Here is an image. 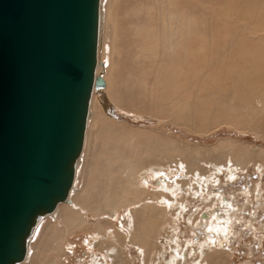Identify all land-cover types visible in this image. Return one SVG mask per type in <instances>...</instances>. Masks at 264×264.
Listing matches in <instances>:
<instances>
[{"label":"rangeland","instance_id":"rangeland-1","mask_svg":"<svg viewBox=\"0 0 264 264\" xmlns=\"http://www.w3.org/2000/svg\"><path fill=\"white\" fill-rule=\"evenodd\" d=\"M122 2L104 19L78 204L39 227L31 264H264V0ZM149 164L162 167L141 189ZM129 211L148 250L128 243Z\"/></svg>","mask_w":264,"mask_h":264},{"label":"water","instance_id":"water-1","mask_svg":"<svg viewBox=\"0 0 264 264\" xmlns=\"http://www.w3.org/2000/svg\"><path fill=\"white\" fill-rule=\"evenodd\" d=\"M100 0H0V264L66 202L93 91Z\"/></svg>","mask_w":264,"mask_h":264},{"label":"bare ground","instance_id":"bare-ground-1","mask_svg":"<svg viewBox=\"0 0 264 264\" xmlns=\"http://www.w3.org/2000/svg\"><path fill=\"white\" fill-rule=\"evenodd\" d=\"M122 5H123L122 0H100V13H99L100 14V26H99V37H98L99 38L98 39L99 44H98V53H97V65H96V69H95V74L96 75H98L99 72L103 73L104 70L106 69L104 62L100 61L101 60L100 56L101 55H105V54L110 52L109 45H107V46L104 45V37H105V35H104V33H105L104 32L105 31L104 19L106 18V27L109 28L110 27V21L112 19V15H111L112 10L115 7L119 9ZM149 5H150V1L145 2L143 5H138L136 7V12H137V10H139V12H137V14L139 15V13L141 11H143V13H144L146 8ZM116 16H118V15H116ZM173 18H174V16H173ZM102 24H104V28H102ZM98 76H101V75H98ZM101 78H102V76H101ZM102 80H103V78H102ZM103 82H104V85H103V88L101 90L93 91V94L96 97H97L98 94L100 95L105 89V86H106L105 85V81L103 80ZM94 109H95V102H94L93 96H91L90 101H89V111H88L89 117H88L87 122H86V128H85V133H84L83 148H82L81 154H80V156H79V158H78V160L76 162V169H75V176H74V179H73V186H72V188H71V190L69 192L68 199L66 200V202H62L59 205H57V207H56V209H55V211L53 213L42 217L36 223V225L34 226L33 232H32V236L29 237V239L27 241V244H26L25 257H24V259L21 262H19L17 264H31L32 263V260H31L32 247H33L34 240L36 238V232L39 229V227H42L45 223H48L49 220H51V221L52 220L59 221V219H64V218H67L69 216H73V214H71L70 210L74 209L75 203L78 204V202L76 201V199H77V197L79 195V192L77 190V189H79V188H77L78 187L77 186V182H78L80 174H81V172L79 173V170L77 169V165H78L79 161L81 162L83 160V156H84V150L83 149H85L86 134H87L88 126H89V120L90 119L92 120L93 114L96 113L94 111ZM119 155H120V157H124L125 156V151H123V150L120 151ZM149 165H150V166H148L149 169L140 170L138 178L134 179V180L131 179L130 182L133 183L135 181V183H138L140 185L141 189H145V187L148 186L149 180L151 178H155V177H157L159 175L160 171L158 169L162 167L161 165H158L159 167H155L154 168L151 165H155V164H149ZM80 169H81V166H80ZM204 172H205V170H203L202 173L199 172L201 177L204 176V175H202V174H204ZM194 188L196 189V187H194ZM161 189H164L165 191H168V192L171 193V196L166 198L167 204L171 205L172 202L175 201V199L173 198V197H175V194H172V192L175 191L176 189L174 188L175 190L174 189L171 190V189H168L166 186H161ZM158 190H155V191H158ZM69 205H71V206H69ZM222 206L226 207V209H227V207L231 206V203H230V201L223 199L222 200ZM149 208L152 209L153 212H155V213L152 215V217H150V220L148 219V217H149L148 215H142L144 217V225L145 226L147 225V220H148V222L151 221L150 224H152L153 222L154 223L156 222L157 210L155 209V206L149 207ZM128 213H129L128 215H129V218H130L131 224H132V233H130V236H132V238H131V240H130V238H128V243L138 244V243L135 242V240L137 238L134 237V233H135L134 223H135V220H136L137 216H136V214H133L132 211H129ZM213 223L214 224H211L208 227L210 231L215 232V233L220 232L222 234L226 231V227L224 226V224H227L226 219L220 218V217H215V221ZM138 245H139L138 248H140L141 250H145V249L148 250V248L153 247V245H149L148 243L144 242V236L141 237V244H138ZM113 253H114V255H113ZM173 254H175L173 256V258L175 260H179L178 259L179 256H177V254L175 252ZM109 256L111 257V259L115 263L120 261V254H119V250L118 249L110 250ZM173 258H172L171 261H169L168 263H165V264H174ZM198 264H200V263H198Z\"/></svg>","mask_w":264,"mask_h":264}]
</instances>
